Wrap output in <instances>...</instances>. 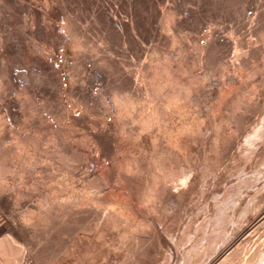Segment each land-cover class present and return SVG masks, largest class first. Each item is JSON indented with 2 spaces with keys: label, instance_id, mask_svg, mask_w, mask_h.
<instances>
[{
  "label": "bare ground",
  "instance_id": "6f19581e",
  "mask_svg": "<svg viewBox=\"0 0 264 264\" xmlns=\"http://www.w3.org/2000/svg\"><path fill=\"white\" fill-rule=\"evenodd\" d=\"M167 1L121 0L86 22L82 0H0V212L14 210L0 264H29L33 239L34 264H170L173 250L179 264H264V190L243 196L262 167L223 186L264 146V0H207L187 18L196 32L225 12L236 23L203 37L187 34L189 2ZM95 147L102 173L84 163ZM185 206L204 212L198 226Z\"/></svg>",
  "mask_w": 264,
  "mask_h": 264
},
{
  "label": "rangeland",
  "instance_id": "374dc122",
  "mask_svg": "<svg viewBox=\"0 0 264 264\" xmlns=\"http://www.w3.org/2000/svg\"><path fill=\"white\" fill-rule=\"evenodd\" d=\"M96 1H97V4L95 3ZM104 1H105L106 3H103ZM107 1H110V0H102V2H101L100 0H88V1L85 0V2H84V0H82V2H83V3H82V7L84 6V7H83L84 9H82V10H83L84 12L86 11V12H85V15H84V16H85V19H86V22H87L88 19H91L92 17H94V15H99V14H100V11H101V15L104 14V11H103V13H102V10H105V11H106V9H107L110 5H112V4L114 5V4H116V5L118 6V4L121 3V0H120V2H119V0H116V1H118L117 3L115 2V0H112V4H111V1L108 2V3H107ZM122 1H123V0H122ZM155 1H156L155 5H156L157 10L162 11V10L166 9L167 2H168L167 0H165L166 3H165V1H163V0H155ZM183 1H184V0H183ZM191 1H192V2H191ZM208 1H209V0H208ZM186 2H187V3L189 2V3L186 4ZM203 2H204V3H203ZM85 3H86V4H85ZM88 3H90V4H88ZM92 3H93V5H91ZM94 3H95L97 6L95 5V7H94ZM183 3H185L186 5L184 6ZM183 3H182V4H183V11L185 10L186 15H188V13H190V15H188V17L185 16L187 22H189V23H188L189 26H191V27H190L191 29L187 30V34H188V35H193V34L195 35V34L197 33V34H199V36L202 35V37H203L207 32L211 31L212 28H217V29L220 30L221 32H223V33H225V34H229V33H230V28H231L232 26H234V24L236 23L235 20L232 19V18H231L226 12H225V13L227 14V16H229V17L231 18V20H230L229 17L226 18V17H225V13L222 12V15L220 14V16H223V13H224V16L218 18V21L215 23V24H217V25L212 26L211 23H210V24H209V23L201 24V28L199 29L200 31L198 30V31L196 32V31L194 30V28H192L195 24H194V22L192 23V21L189 20V19H190L189 17L191 16V14H193V13H192L193 10H195V9L198 10L199 8H200V9H199L200 17L203 16V15H205V13H203V15H201V14H202L201 12H202V11L204 12L205 9L208 8L207 5H209V4H206V3H208L207 0H206V1H205V0H204V1H203V0H201V1H200V0H195V1H194V0H190V1L186 0V1H184ZM190 3H191V4H190ZM192 3H193L194 5H193ZM195 3H196V4H195ZM198 3H199V4H198ZM83 4H84V5H83ZM99 4H100V7H99ZM101 4H103V5H101ZM109 4H110V5H109ZM201 4H202V5H201ZM88 5H90V7H89ZM105 5H106L107 7H106ZM187 5H188V6H187ZM203 5H204V6H203ZM190 6H191V7H190ZM195 6H196V7H195ZM197 6H198V7H197ZM201 6H203V7H201ZM206 6H207V8H206ZM96 7L99 8L100 11H99V9H96ZM104 7H105V8H104ZM185 7H186V8H185ZM188 7H189V8H188ZM192 7H194V9H193ZM90 8H91V9H90ZM94 8H95V10H94ZM101 8H103V9L101 10ZM119 8H120V7H119ZM184 8H185V9H184ZM190 8H191V9H190ZM197 8H198V9H197ZM160 9H161V10H160ZM186 9H187V10H186ZM189 9H190L191 11H190ZM202 9H203V10H202ZM200 10H202V11H200ZM94 11H95V12H94ZM96 11H97V12H96ZM119 11H120L121 14H125L124 11H122L121 9H119ZM183 11H182V12H183ZM188 11H189V12H188ZM248 11L250 12L249 14H251V13H254V12H255V9L253 8V10H252V8H249V9L247 8V11H246L247 14H248ZM84 12H81V10H80V13H82V15L84 14ZM98 12H99V14H97ZM3 13H4V14H3ZM87 13H88V14H87ZM93 13H94V14H93ZM5 14H6L5 12L0 11V17H1V16L3 17V18L1 17L0 20H3V19L5 20V21H3L2 23L7 22V21H6L7 18H6V15H5ZM86 14H87V15H86ZM92 14H93V15H92ZM180 14H181V13H180ZM249 14H248V15H249ZM90 15H91V17H90ZM4 16H5V17H4ZM249 16L253 17L254 14H253V15L251 14V15H249ZM200 17H199L198 20H200ZM5 18H6V19H5ZM187 18H189V19H187ZM203 18H204V16H203ZM203 18H202L201 20H203ZM221 18H222V19H221ZM225 18H226V19H225ZM135 19H136V18H135ZM191 20H193L192 17H191ZM201 20L199 21L200 23H202ZM225 20H226V21H225ZM223 21H224V22H223ZM233 21H234V22H233ZM84 22H85V21H83V23H84ZM86 22H85V23H86ZM225 22L227 23V25H226ZM207 24H208V25H207ZM231 24H232V25H231ZM7 27H8V26H7ZM245 27H247V25H246ZM5 28H6V27H5ZM224 28H225L226 30H225ZM192 29H193V31H192ZM191 31H192V32H191ZM194 31H195V32H194ZM204 32H205V33H204ZM251 34H252V35H251ZM251 34H250V39L252 38V39H255V40H256L257 37L255 36V34H254V33H251ZM252 39H251V40H252ZM255 40H254V41H255ZM200 41L202 42L203 40L200 39ZM254 41L252 40V43H253ZM150 42H151V41L147 42V44L150 43ZM255 42H256V41H255ZM255 42H254V43H255ZM130 54H131V55H129V57H132L133 54H132V53H130ZM144 54H145V53H142V55H141V59L144 58V57H143ZM119 56L122 57V55H117V57H119ZM14 57H17V56H14ZM120 57H119V58H120ZM129 57H128V56H127V58L125 57V58H126V61H130V60L132 61V59L129 58ZM58 58H59V57H58ZM60 59H61V58H60ZM60 59H59V60H60ZM19 63H20V65H21V62H19ZM33 63H34V62H33ZM33 63H31V64H33ZM28 64H29V62H28ZM28 64H26V65H28ZM17 65L20 66L19 64H17ZM26 65H25V67H26ZM34 65H37V64L34 63ZM34 65H32V68H36V67H38V65L35 66V67H34ZM29 66H31V65H28V68H29ZM22 67H24V64H22ZM20 68H21V67H20ZM38 68H39V67H38ZM223 69H225V71L227 70V72H228V71L231 69V66H228V65L226 64V65H224ZM135 73H136V71H135ZM213 76H215V77H214V78H211L210 81L212 82V84H215L214 81H217V82H218V81H219L218 79H220V76H219L218 78H217L216 75H213ZM213 76H212V77H213ZM138 78H139V80H140L142 77H140V76L138 75ZM215 78H216L217 80H215ZM213 79H214V80H213ZM109 80H111V79L109 78ZM141 80H142V79H141ZM212 80H213V81H212ZM104 81H105V82H103V81H101V80H94V84H95V85H94V88L97 87V86L104 85V83H105L104 86L106 87L108 84H107L106 80H104ZM218 83H220V81H219ZM216 84H217V83H216ZM96 85H97V86H96ZM108 86H109V85H108ZM108 86H107V87H108ZM262 87L264 88V86L261 85V88H262ZM263 88H262V89H263ZM14 94H15V93H14ZM259 114H260L259 112H254V113H253V118H254V115H256V118H254V121H255V122H258V119H257L258 116H259V118H260L259 120L261 121V119H262V118H261L262 115L260 114V115H261V116H260ZM6 117H7V116H6ZM6 117H5V118H6ZM108 117H109V116H108ZM8 118L10 119V117L8 116V117L6 118V120H7ZM256 119H257V120H256ZM254 121L252 122V124L255 123ZM260 121H259V122H260ZM9 122H10V120H9ZM252 124H251V125H252ZM23 125H26V124L23 123ZM249 126H250V125H249ZM242 136H243V135L240 136V138H239V142L242 141V140H240L241 138L243 139ZM263 149H264V146H263V148H262V151L259 153V155L256 154V157H257L258 159L261 158L260 160H258V159H257V160H254V157H255V156H253V159L251 158L250 161H247V162H241V164H243V165H244V163H246V166H245V169H246V170H245V169H244V171L242 170V168H244V167H241V168H240V171L235 169V170L237 171V173H236V171L234 172V171L232 170L231 174L228 173V174H229V176H227L228 179L226 180L227 177L225 178V182H226V183L224 182L225 184L223 183L224 185H223V184H222V185L225 186V187L227 186L229 189H231V188L235 185L234 183H236V182L238 181V178L243 177L242 175H244L247 171L250 172V169L253 170L252 167H254V169H257L258 166H259V168L262 167V170L259 169V170H260V172H259V176H261L262 172H264V169H263L264 164H262V162H260V161H263V157H264V156H261V155L264 154ZM92 151H93V153H83V156H84L83 159H85V160H84V163H86V164L88 165V166L86 165V166L88 167V169H94V170H95L96 172H98V173H102V172H104V171L106 170V167H107V165H106L107 160H106L105 158H104V160H105L106 162L103 160V157H101V153H100V151L98 150L97 147H95V149H93ZM262 153H263V154H262ZM257 155H258V156H257ZM259 156H260V157H259ZM96 157H97V158H96ZM98 157H99V158H98ZM227 157H228V156H226V157L224 158L225 160H223L222 163L220 164V167H221V168H224L225 165H228V164H230V163L233 161V160L231 161V159H232L231 157H229V158H227ZM226 159L229 160L230 162H228ZM96 160H97V161H96ZM98 160H99V162H98ZM102 160H103V162H102ZM253 160H254V161H253ZM224 161H226V162H224ZM255 161H256V162H255ZM257 161H258V162H257ZM227 162H228V164H225V163H227ZM253 162H254V163H257L256 165H258V163H259V165L257 166V168H255L256 165L253 164ZM263 162H264V161H263ZM249 163H250L251 165H250ZM241 164H239V166H242ZM247 164H248L249 166H247ZM252 164H253L254 166H253ZM221 165H222V166H221ZM90 167H91V168H90ZM249 167H250V168H249ZM247 168H249V169H247ZM242 171H243V172H242ZM261 171H262V172H261ZM81 172H82V171H81ZM84 172H85V171L83 170L82 174H83ZM238 172H239V173H238ZM82 174H81V175H82ZM247 174H248V173H247ZM234 175H235V176H234ZM262 175H263V174H262ZM59 177L62 179V178H64L65 176L60 175ZM208 178H209V177H208ZM208 178H207V179H208ZM260 178H261V177H260ZM260 178L258 179L259 182H258L257 185H256L257 187H254L255 189L250 188V189H247V190L245 191V194L243 195V196H245L244 199H248V198H250L252 195L255 194V192H258V191H260V190H264V175H263V177H262L261 179H260ZM230 179H231V182H230ZM262 179H263V180H262ZM235 180H236V181H235ZM261 180H262V181H261ZM10 181H11V179H10ZM78 181H79L80 186H81V183L83 182V181H82V177L80 178V176H79ZM208 181H209V180H208ZM223 181H224V180H223ZM223 181H222V182H223ZM230 183H231V184H230ZM76 184H78V182H76ZM229 184H230V186H229ZM219 187L222 189V186H221V185H220ZM219 187H217V188H219ZM102 188H103V190H102ZM102 188H101V190H100L101 192H103V191H104V192H105V191H109V192H110V190H111V187H110V186H107V185H104V187H102ZM220 188H219V190L217 189L218 193L221 192ZM259 188H260V189H259ZM261 188H263V189H261ZM104 189H105V190H104ZM251 189H252V190H251ZM250 190H251V191H250ZM248 192H250V193H248ZM105 193H107V192H105ZM98 194H99V193H98ZM101 194H102V193H101ZM250 194H251V195H250ZM209 195H210V198H211V197H212V196H211L212 194L204 195V196H202V197L205 198V196H207V198L209 199V197H208ZM249 195H250V196H249ZM207 198H205V200H206V201H205L203 198L197 196V198H195V200H196V199L199 200V202L196 200V201L198 202V205H199V204L204 203V202H205V203H206V202H209V201H211V200L213 199V198H212V199L207 200ZM201 199H203L204 202H202L203 200H201ZM200 200H201V201H200ZM36 202H37L36 199H26V200H24V202H23V200H22V202H21V205H22V206H21V205H17V206H19L20 208H18V207L16 206V207H17L16 209H18V210L21 209V210H22L23 207H24V208H25V207H28V206L32 205L33 203H36ZM190 203H191V204L194 203V200H193V202L191 201ZM190 203H188V205H189ZM205 203H204V204H205ZM191 204H190V205H191ZM201 205H203V204H201ZM142 206H143V204H142ZM186 206H187V205H186ZM186 206L183 207L182 212H183L184 208H186ZM193 206H194V205H193ZM188 207H189V206H188ZM13 208H15V206H14ZM258 208H259V207H258ZM258 208H257V209H258ZM197 209H198V208H197ZM197 209H196V210H197ZM4 210H5V209H4ZM4 210H3V211H4ZM9 210H10V211H9ZM196 210H195V211H196ZM3 211L0 212V218H1V219H4V220L6 219V217L11 218L10 215L12 216V214L14 213V212H13L14 210L12 209V207L7 208V209L4 211V213H3ZM7 211H8L9 213H8ZM195 211H192V212L196 214V213L198 212V210H197V212H195ZM200 211H201V210H200ZM200 211H199V214L197 215V217H195V216L192 217L193 219L195 218V219H194L195 221L190 217V214H191V216H192L193 214H192V213L190 212V210L187 209V208H186V213H185V212L182 213V217L184 218V216H186V218H188V216H189V217L195 222L194 225H195V226H198V225L203 221L204 216H205V215L203 216L204 212H201V213H202V214H201ZM10 212H12V213L10 214ZM188 212H189V213H188ZM186 214H188V216H187ZM6 215H7V216H6ZM183 215H184V216H183ZM248 216H249V215H248ZM248 216H247V218H248ZM196 218H197V219H196ZM202 218H203V219H202ZM200 219H201V220H200ZM181 220H182V221H180V222L178 221L180 224L178 223V224H177L178 226H176V228H174V230H173V234H174V233L176 234L177 232H178L177 234H179V232H181V231H180V229L182 230L181 226L183 227V224H182V223H184V221L187 220V219L184 218V221H183V219L181 218ZM196 220H197V221H196ZM193 221H192V222H193ZM199 221H200V222H199ZM181 222H182V223H181ZM197 222H199V223H197ZM181 224H182V225H181ZM263 226H264V224L262 225V227H261L260 229H258L257 231L254 232L253 235H255L256 238H257V235H258V238H259L260 234L263 232V230H264V227H263ZM179 228H180V229H179ZM176 229H177V230H176ZM178 229H179V230H178ZM262 229H263V230H262ZM261 230H262V232H261ZM257 232H258V234H257ZM259 233H260V234H259ZM255 236H254V237H255ZM35 240H36V241H35ZM37 241L40 242V241L37 240V239H33L31 242H26V243L23 242L24 244L21 243V244H23L24 246H23V245H20L21 249L24 248V252L28 253L27 256H28V258H29V259H28L29 262H28L27 260H26V262L29 263V264H30L31 262H33L32 264H34V262H36V261H35L36 259H34V258H35V251H36V250H34L33 248H36V249H37V247H38V242H37ZM221 241H222V242L226 241V236H225L224 238H222ZM34 243H35V244H34ZM36 244H37V246H36ZM245 244H246L245 247H244V244H243V247H242V248H243V250L246 251V248L249 249V248L252 246V241L246 242ZM249 244H250V245H249ZM33 245H34V246H33ZM40 245H41V244H40ZM30 247H31V248H30ZM244 248H245V249H244ZM32 250H33V251H32ZM166 250L168 251L167 254L170 256V254L172 253V250H173V249H172L171 251L168 250V249H166ZM166 250H165V252H166ZM31 251H32L33 253L30 254ZM173 251H174V255H175V257H174V255H173V256L171 255L172 257H169V258H171L172 260L168 258V259L170 260V264H179V263H180V259L178 258V257H179V253H178L177 250H173ZM242 252H243V251H242ZM169 253H170V254H169ZM177 253H178V254H177ZM29 254H30V255H29ZM176 255H177V256H176ZM103 257H104V258H103ZM103 257L100 258V259H98V260H96L97 262L95 261V263L93 262L92 264H112V259H111V258L107 257V259H106L105 256H103ZM166 257H167V255H166ZM175 258H176V259H175ZM104 259H105V260H104ZM161 259H163V258H159V261H160ZM177 259H178L179 261H177ZM33 260H34V261H33ZM72 260H73V259H71L70 262H72L73 264H83V263H82L81 261H79L78 259H76V260L74 259L73 261H72ZM77 260H78V261H77ZM100 260H101L103 263H102ZM110 260H111V261H110ZM114 260H115V259H113V261H114ZM74 261H75V262H74ZM176 261H177V262H176ZM70 262H69V264H70ZM98 262H99V263H98ZM72 263H71V264H72ZM201 263H203V262H201ZM85 264H86V263H85Z\"/></svg>",
  "mask_w": 264,
  "mask_h": 264
}]
</instances>
